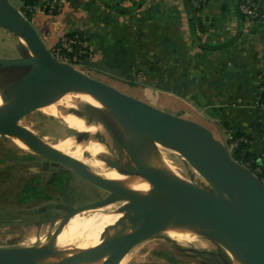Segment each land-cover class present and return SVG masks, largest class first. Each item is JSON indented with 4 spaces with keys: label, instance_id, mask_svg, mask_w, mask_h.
Wrapping results in <instances>:
<instances>
[{
    "label": "water",
    "instance_id": "water-1",
    "mask_svg": "<svg viewBox=\"0 0 264 264\" xmlns=\"http://www.w3.org/2000/svg\"><path fill=\"white\" fill-rule=\"evenodd\" d=\"M0 29L19 38L29 52L24 58H0V72L10 68L22 72L0 92V134L16 138L49 160L51 173L71 171L108 194L78 207L47 204L34 213L63 212L61 229L76 215L122 202L112 212L118 216L116 221L99 236L103 244L97 253L62 257L51 255L49 248L27 249L0 254V264H118L140 242L180 225L218 244L239 264H264V184L250 169L232 160L210 130L162 112L58 62L32 24L9 0H0ZM79 90L86 92L122 130L123 135L114 126L111 129L135 172L118 174L140 178L149 186L145 193L113 186L81 162L32 139L14 124L18 116L56 96ZM155 146L177 153L209 188L201 189L178 178L160 160Z\"/></svg>",
    "mask_w": 264,
    "mask_h": 264
},
{
    "label": "crops",
    "instance_id": "crops-1",
    "mask_svg": "<svg viewBox=\"0 0 264 264\" xmlns=\"http://www.w3.org/2000/svg\"><path fill=\"white\" fill-rule=\"evenodd\" d=\"M35 1L30 23L45 46L44 37L53 45L57 35L77 34L105 84L218 140L222 129L246 137L247 151L264 158V26L245 21L241 0H203L193 9L188 0H146L124 15L93 0H67L49 15L41 3L54 0ZM257 5L264 13V0Z\"/></svg>",
    "mask_w": 264,
    "mask_h": 264
},
{
    "label": "rangeland",
    "instance_id": "rangeland-1",
    "mask_svg": "<svg viewBox=\"0 0 264 264\" xmlns=\"http://www.w3.org/2000/svg\"><path fill=\"white\" fill-rule=\"evenodd\" d=\"M9 2L19 8V0ZM50 39L44 37L47 48L52 46ZM28 54L19 38L0 29V58L18 59ZM92 60L76 69L104 83L105 78L93 70ZM101 71L105 70L101 68ZM11 84L4 85L0 77V92ZM115 89L122 93L119 88ZM49 105L50 108H46ZM14 124L32 139L64 155L75 152V160L85 165L91 173L112 180L117 186L141 189L130 176L118 174L122 170L130 173L135 171L112 134V126L115 127L113 121L90 97L78 91L62 93L48 102V105L39 106L18 116ZM19 143L10 135L0 134V254L49 248L50 254L56 256L85 255L87 245L94 243L108 217L122 202L72 217L56 240H53L62 223L58 219L62 213L50 210L35 214V210L47 204L78 207L106 198L108 194L83 181L71 171L64 170L63 189L51 187L48 183L53 174L49 171L51 162L29 149L19 147ZM155 148L163 164L178 178L201 189L209 188L177 153L160 146ZM43 167L46 169L43 170ZM27 185L40 187L46 199L20 203L18 197ZM85 243L87 244L84 245ZM75 247H80V250L75 251ZM231 259L232 256L225 249L212 241L186 230H164L134 246L118 264H231Z\"/></svg>",
    "mask_w": 264,
    "mask_h": 264
},
{
    "label": "built area",
    "instance_id": "built-area-1",
    "mask_svg": "<svg viewBox=\"0 0 264 264\" xmlns=\"http://www.w3.org/2000/svg\"><path fill=\"white\" fill-rule=\"evenodd\" d=\"M19 2L21 5L18 10L24 15L27 12L33 16L36 6L32 7L30 5H26L25 0H19ZM191 3L194 8H197L198 5L203 4L204 1L191 0ZM42 4H45V7L48 8V14L53 15L54 12L59 13L62 10V8L67 4V0H54L41 3V5ZM238 10L246 22L257 23L264 26V13L259 10L257 0H241ZM68 35L69 34L57 35L51 48H46L58 62L68 64L76 69V67H81L93 59V52L85 45L80 36L77 34H72L71 36ZM261 107L264 109V104H262ZM220 136L219 141L223 144L232 160V153L235 150H238L241 146L250 145V141L246 137H236L225 129L220 130ZM249 164L244 163L241 165L250 169ZM252 172L256 175L262 173V170L256 167Z\"/></svg>",
    "mask_w": 264,
    "mask_h": 264
},
{
    "label": "trees",
    "instance_id": "trees-1",
    "mask_svg": "<svg viewBox=\"0 0 264 264\" xmlns=\"http://www.w3.org/2000/svg\"><path fill=\"white\" fill-rule=\"evenodd\" d=\"M93 1H96L97 3H99L100 5H102V7H104L108 11H112V12L124 15V14H130V13L140 10L143 3L146 0H137L136 2H133L131 7L129 8H125L122 5L123 0H93ZM25 4L33 7V6H36V1L35 0H25ZM42 5L45 9V12H47L48 8L45 7V4H42ZM187 7L189 9H193L191 0H188ZM56 14L57 12L53 13V15H56ZM24 16L30 22L31 17H32L31 14H28L26 12ZM71 35L72 34H69L68 36H71ZM21 74L22 72L16 68H10V69L0 72L1 76L2 75L6 76L5 77L6 79L3 80L4 85H8L10 83L15 82L21 76ZM236 137H239V136H236ZM249 146L250 145H244V146H241L238 150H235L232 153V158L234 161L240 164L250 163L249 165H250L251 171H254L256 167L260 168L262 170V173L256 174V176L263 183L264 182V164H263L264 159H262V157L260 156H253L252 154H250L247 151ZM48 183L51 187L55 186V187H59L60 190L63 189L64 183H65L64 173L57 172V173L52 174V179ZM18 198H19L20 203L23 204V203H32V202L39 201V200H45L46 196H44L43 193H41L40 187H32V185H27L21 191Z\"/></svg>",
    "mask_w": 264,
    "mask_h": 264
},
{
    "label": "bare ground",
    "instance_id": "bare-ground-1",
    "mask_svg": "<svg viewBox=\"0 0 264 264\" xmlns=\"http://www.w3.org/2000/svg\"><path fill=\"white\" fill-rule=\"evenodd\" d=\"M78 92L82 93L84 96H86V97H88V98L90 97L86 92H84V91H82V90H79ZM91 100H92V98H91ZM92 101L97 105L98 108H100V106H99L94 100H92ZM0 105H1V101H0ZM45 105H48V103L45 104ZM50 106H51V105L47 106L46 108H50ZM114 125H115V127H116V128L114 127V128L116 129V131H118L119 133H121V135H123V132H122V130L120 129V127H119L117 124H115V123H114ZM18 141H19V140H18ZM19 142H20V141H19ZM18 146L21 147V148L27 149L26 146H25L24 144H22L21 142L18 144ZM67 156H69V157H71V158H73V159H76V158H77L76 155H75V152L72 153L71 155H67ZM130 177H131L133 180H136L137 183L141 186V189H140V190H133L132 188H129L128 186H127V187H124V186H117L116 184L113 183L112 180H108V181H109L113 186H116V187H118V188H122V189H126V190H131V191H135V192H139V193H145L146 191H148L149 186H148L144 181H142L140 178H137V177H133V176H130ZM135 183H136V182H135ZM117 218H118V216H117V215H113V213H112V214L108 217L107 222H106L104 228H106L107 226L113 224V223L116 221ZM65 227H66V225L63 226L61 229L58 230V233H57V235H56V238H57L58 235L62 232V230H64ZM104 228H103V230H104ZM186 228H187V227H186L185 225H180V226H172V227H168V228H166L165 230H173V231H176V232H182V231H184ZM103 230H102V231H103ZM102 231H101V233H102ZM101 233H100V234H101ZM100 234H99V236H100ZM99 236L96 238V240L94 241L93 244H89V245H87V246H88L87 249H89V250L87 251V249H86V253H85V255L94 254V253H97V252L100 250V248H101V246H102L103 243H100V242H99ZM56 238H55V240H56ZM86 244H87V243H85L84 245H86ZM75 248H76V247H75ZM79 250H80V247H77V248L75 249V251H79ZM231 260H232V263H231V264H239L234 258H232Z\"/></svg>",
    "mask_w": 264,
    "mask_h": 264
},
{
    "label": "flooded vegetation",
    "instance_id": "flooded-vegetation-1",
    "mask_svg": "<svg viewBox=\"0 0 264 264\" xmlns=\"http://www.w3.org/2000/svg\"><path fill=\"white\" fill-rule=\"evenodd\" d=\"M0 77H1V81H3L4 79H6L5 77L6 76H4V75H0ZM60 172H63V170L62 171H60ZM122 172H124L123 170H122ZM54 174V173H53ZM88 183V182H87ZM93 186V185H92ZM129 188H132V187H129ZM98 189V188H97ZM100 199H103V198H100ZM99 199V200H100ZM62 214H61V216L58 218L59 220H61L62 221V219H61V217L64 215V213L63 212H61Z\"/></svg>",
    "mask_w": 264,
    "mask_h": 264
}]
</instances>
